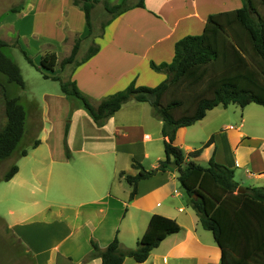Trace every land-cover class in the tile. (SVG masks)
<instances>
[{
	"label": "crops",
	"instance_id": "1",
	"mask_svg": "<svg viewBox=\"0 0 264 264\" xmlns=\"http://www.w3.org/2000/svg\"><path fill=\"white\" fill-rule=\"evenodd\" d=\"M58 1L61 6L56 8L60 14L57 15L64 19L65 28L69 27L66 24L70 23L66 20L71 13L68 7L81 9L73 0H66L70 2L67 7H62L65 0ZM40 2L23 0L18 11L8 9L1 12L0 38L7 41L14 34L17 35L16 29H12V35L9 34L8 28L11 25L5 23L1 17L8 13L19 16L32 14L40 9ZM244 2L245 0H142L141 6L132 4L104 23L98 42H95L97 51L86 60H79L74 66V72L80 68L96 72L98 83L103 87L101 89L103 92L99 91V95L103 93L104 97L124 89L131 82L135 85L155 86L164 80L167 74L154 70L150 62L156 65L170 62L174 54V43L185 35L200 34L208 14L238 8ZM56 4L57 2L55 6ZM71 30L75 31L74 28ZM0 80L4 83L6 78L0 75ZM74 80L79 86L76 77ZM258 105L262 106L255 102L243 107L234 103L225 107L215 106L193 124L179 127L175 133L174 143L182 148L185 161H188L190 159L188 153L200 147L212 135V142L203 147L199 155L192 158L194 161L199 164L200 160L208 163L209 158L213 157L215 161L233 170L234 179L239 187L264 186V111L257 107ZM83 110L89 120H92L94 132L98 133L97 145L86 146L83 143L79 149L81 152L86 150L89 154L90 159L82 161V169L88 177L80 170L82 175L80 187L62 178L65 180L63 187L66 190L73 188L76 191L80 188L78 192L81 194L90 193L89 199L79 202L81 206H87L92 210L84 222L88 224V235L83 239V250L80 252L81 247L78 245V240L82 236L74 239L75 241L66 249H61V245L66 237H71L76 230L85 225L70 223L69 231L60 239L57 237L52 241L48 239L50 237L46 236L45 231L39 236L31 232L35 228L28 226L54 224L55 230H52L50 235H55L60 228L53 222L62 225L60 221L47 222V216L43 215L40 221L30 222L27 219L33 214L18 203L8 205L6 210L10 220L5 223L12 232L16 229V234L21 235V238L25 235L30 241V247L27 249L33 251V259L37 260V264H40V256L44 258L43 264H101L99 256L91 255V245L84 246V243L88 244L92 232H96L94 237L102 248L115 234L123 246L132 248L135 247L137 239L143 234L150 216L154 213L173 218L180 225V230L168 234L161 240L150 251L146 260L138 262L133 257L126 256L122 264H217L221 255L220 248L212 233L201 226L192 206L190 204L185 206L182 201L185 192L183 189L181 191L182 187L174 167L170 166L166 170L157 171L138 180L136 192L132 197L129 196L132 186L119 175L120 171L137 173L138 170L131 166L132 159L146 163L145 169L149 170L156 167L159 160L164 158L162 121L153 114L151 105L146 101L129 99L100 126L95 124L85 108ZM208 114L211 118L206 121ZM196 124H200V136L197 137L194 135L198 130L195 129L198 127H194ZM190 132L192 135L188 136ZM152 139L159 140L162 147L147 144ZM196 141L199 143L197 147ZM65 144L69 151L70 145L63 143L64 146H59L58 154L53 157L60 163L69 161V156L65 153ZM105 161L110 163L108 169L112 180L106 178ZM5 181L15 182L19 186L27 184V178L21 174L19 167L17 172ZM30 184L31 189L26 187V190L32 193L36 186L32 182ZM19 192L23 194L25 191L19 189ZM32 202L36 203V198L32 199ZM114 202L117 209L113 208ZM46 206L52 208L49 202ZM111 209L119 210L115 223L100 227L97 222L100 221L102 225L107 214L105 212ZM74 211L77 214L78 210ZM61 216L62 213L58 210H51L49 215L56 218ZM95 217L97 219H94ZM44 243L45 246H42Z\"/></svg>",
	"mask_w": 264,
	"mask_h": 264
},
{
	"label": "trees",
	"instance_id": "2",
	"mask_svg": "<svg viewBox=\"0 0 264 264\" xmlns=\"http://www.w3.org/2000/svg\"><path fill=\"white\" fill-rule=\"evenodd\" d=\"M73 3L83 12L88 34L94 30L92 10L97 4L100 3L108 13L101 25L129 7L125 0L114 3L109 0H73ZM135 5L141 6L142 0ZM11 10L18 11L17 8ZM7 45L8 42L0 38V74L5 75L6 82L23 87L19 67L4 54ZM78 48L79 39L62 64L72 63ZM97 49L96 45H91L80 60H86ZM22 52L34 64L23 49ZM56 58L54 51L44 52L37 69L44 78L57 80L64 95L80 100L96 125H102L129 99L148 102L153 114L162 121L164 158L149 170L132 159L131 166L138 170L137 173L119 172L132 186L130 197L136 192L138 180L174 167L201 226L212 233L220 248L217 264H264V186L239 187L233 170L213 157L209 158L206 166L194 161L192 158L212 142V135L188 153V161H185L182 148L174 143L179 127L193 124L215 106L225 107L234 103L243 107L255 102L264 107V16L252 0H245L241 7L235 9L208 14L200 34L185 35L174 43L170 62L159 65L150 62L154 70L167 74L160 83L146 86L131 82L124 89L102 98L96 105L78 89L74 79L48 75L47 71H53L56 65ZM0 89L6 117L0 129V161H3L27 154V149L22 147L27 131L26 111L20 98L7 96L1 82ZM30 125L41 126L38 121L34 125L32 120ZM67 127L68 121L65 133ZM39 143L38 138L31 140L32 147ZM65 153L69 155L66 144ZM17 169V164L12 163L1 180L10 179ZM179 230L176 220L154 213L135 247L123 246L115 234L103 248L91 240V255L99 256L101 264H122L126 256L142 262L161 240Z\"/></svg>",
	"mask_w": 264,
	"mask_h": 264
},
{
	"label": "rangeland",
	"instance_id": "3",
	"mask_svg": "<svg viewBox=\"0 0 264 264\" xmlns=\"http://www.w3.org/2000/svg\"><path fill=\"white\" fill-rule=\"evenodd\" d=\"M40 1V9L32 14L27 13L25 16H19L15 13H8L5 14V16H3V14V17H1L5 23L11 25V27L8 28L9 34L13 33L12 29L17 30V35L14 34L7 40L8 45L4 48V54L11 58L19 67L24 86L19 87L6 81L2 84L6 95L18 96L21 104L25 108L27 138L23 142L22 147L27 149V154L17 159L0 161V264H37V260H35V258L33 259V251L31 252L27 249V247H30V241L25 235L21 238V235L16 234V229H13L12 232L5 223V221L8 222L10 220V216L6 212L8 205L15 203L22 204L23 207L33 214L27 219L30 222L34 220L40 221L43 215L47 216V222H52L53 220L60 221L62 225L53 222L60 228L55 235H50L52 230H55L54 224H50L51 227L50 225L35 226L34 224L28 226L29 228H35L32 229L31 232H35L39 236L40 233L45 231L46 236L50 237L48 239L52 241L57 237L60 239L68 232L70 223L71 225L73 223L80 226L85 225L76 230L71 237H66L67 239L65 238L62 243L63 245H61V249H66V247L75 241L74 239L82 236L78 240V245L81 247L79 249L80 252L84 248L83 239L88 235V224H84L85 218L89 212H92L87 206H81L79 204V202L89 199L90 193L83 192V194H81L78 192L80 188L76 191H74L73 188H70L69 191L66 190L63 187L65 186V180H62V178H66L67 181L70 180L75 183L76 187H80V180L82 178L80 170H82L81 172L84 176L88 177V174L82 169V161L85 162V160L90 159L86 150H83V152L79 150L80 145L83 143L86 146L97 145L96 138H98V133L94 132L93 129L95 126L83 110L84 108L81 101L75 98L71 99L64 95L60 91L59 82L51 78H44L36 66H39L41 55L44 52L54 51L57 57L56 65L53 71H47L48 75L58 76L63 79L70 77L74 79L76 77L79 84V86H77L78 89L89 97L93 105H96L99 100L104 98L102 95L103 93L99 95L100 92H103L101 91L103 87L98 83L97 73L93 71L88 72L86 68H80L74 72V66L75 62H79L87 53L88 48L91 45H96L95 42H98V36L104 25H101V23L107 18L108 13L103 9L100 3L93 8L92 18L94 30L91 34H88L84 15L81 10L68 7L71 13L66 20L70 23H66L69 27L65 28L64 19L58 16L60 14L57 13L58 10H56V8H60L61 3L59 4L58 0ZM115 1L118 2V0H112L111 2L114 3ZM137 1L138 0H125V3L130 6ZM252 1L258 11L264 16L263 0ZM22 2L23 0H0V13L8 9L11 10L12 8H17L19 10L22 6ZM56 2L57 4L55 6ZM51 3H53V5ZM68 5H70V2L65 0L62 7H67ZM73 28L75 31L71 30ZM93 38L96 39L94 40ZM77 39H79V48L74 56V61L72 63L62 64V61L69 57ZM16 42L17 44L14 45ZM22 49L32 58L34 64H31L26 59ZM0 75L5 77L3 74ZM0 81L2 82V80ZM1 95L3 94H1L0 89V129L6 121L4 114V98L3 96L1 97ZM257 107L264 111L263 106L258 105ZM210 118V114H208L206 121H209ZM31 120L34 121V125L38 121L41 126H39V128L31 126ZM67 121L68 127L66 134L65 128ZM194 127H198L195 128L198 129L197 133L194 134L195 137L200 136V124H196ZM187 135H192V132ZM35 138H38L40 143L37 147H32L31 140ZM63 143H68V145H70L68 155L69 161H67V163H60L53 159V157L58 154L59 146H64L62 145ZM147 144L160 145L162 147L161 142L155 139H152ZM195 145L197 147L199 143L196 141ZM50 148L53 149V151H51ZM14 162L20 168L21 174L27 178V184L24 186H19L15 182L1 180L3 174ZM199 162L203 166L207 165L206 161L200 160ZM105 163L107 164L106 170H104L107 176L106 178L112 180L108 169L110 163L107 161H105ZM141 164L144 168L147 166L146 163L143 164L141 162ZM33 172H36V174L34 175ZM103 177L102 180H104ZM31 182L34 183L36 187L32 193H29L26 187H29L30 190ZM125 184L128 185L126 182ZM19 189L25 192L22 194L19 192ZM34 198L37 200L36 203H33L34 201L32 202ZM182 201L185 206H189L190 203L186 194H183ZM48 202L52 204L51 209L46 206ZM112 204H114V206L116 205L115 202ZM113 208L117 209L116 206ZM75 209L78 210L77 214H75ZM51 210H58L62 213V216L57 218L49 217ZM115 211L111 209L105 212L107 214L104 217L103 224L101 225L100 221L97 222L100 227H107L111 222L115 223L114 220L118 217L119 210ZM94 219L97 218L95 217ZM43 235H45V233H43ZM90 235L91 237H89L88 244L84 243V246L88 247L91 245V240H93L102 248L100 242L94 237L96 236V232H92ZM17 237H19L20 240ZM41 245L45 246V243ZM39 263H44V258L41 256L39 257Z\"/></svg>",
	"mask_w": 264,
	"mask_h": 264
},
{
	"label": "water",
	"instance_id": "4",
	"mask_svg": "<svg viewBox=\"0 0 264 264\" xmlns=\"http://www.w3.org/2000/svg\"><path fill=\"white\" fill-rule=\"evenodd\" d=\"M238 191L240 190V188L237 189Z\"/></svg>",
	"mask_w": 264,
	"mask_h": 264
}]
</instances>
